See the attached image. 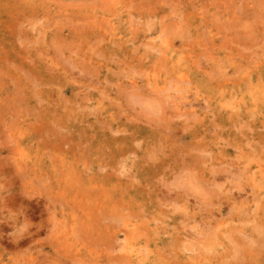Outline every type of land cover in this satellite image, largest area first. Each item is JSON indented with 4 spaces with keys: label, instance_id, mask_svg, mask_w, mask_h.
Returning <instances> with one entry per match:
<instances>
[{
    "label": "rangeland",
    "instance_id": "374dc122",
    "mask_svg": "<svg viewBox=\"0 0 264 264\" xmlns=\"http://www.w3.org/2000/svg\"><path fill=\"white\" fill-rule=\"evenodd\" d=\"M0 264H264V0H0Z\"/></svg>",
    "mask_w": 264,
    "mask_h": 264
},
{
    "label": "bare ground",
    "instance_id": "6f19581e",
    "mask_svg": "<svg viewBox=\"0 0 264 264\" xmlns=\"http://www.w3.org/2000/svg\"><path fill=\"white\" fill-rule=\"evenodd\" d=\"M77 47V46H76Z\"/></svg>",
    "mask_w": 264,
    "mask_h": 264
}]
</instances>
